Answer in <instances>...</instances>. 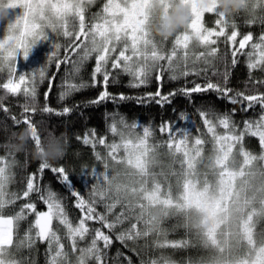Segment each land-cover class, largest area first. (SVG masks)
<instances>
[{"label":"trees","instance_id":"obj_1","mask_svg":"<svg viewBox=\"0 0 264 264\" xmlns=\"http://www.w3.org/2000/svg\"><path fill=\"white\" fill-rule=\"evenodd\" d=\"M130 3L16 8L23 38L0 47V264H261L264 0L147 5L134 44L106 26Z\"/></svg>","mask_w":264,"mask_h":264},{"label":"rangeland","instance_id":"obj_2","mask_svg":"<svg viewBox=\"0 0 264 264\" xmlns=\"http://www.w3.org/2000/svg\"><path fill=\"white\" fill-rule=\"evenodd\" d=\"M131 3L128 4V9L123 12L122 19H117L118 23H112L108 26L112 27V31L110 33L116 34V35H123L127 34L129 40L134 44L136 43L139 38L141 37L138 32L143 26V20L142 18H139V16L142 14L143 10L147 5L151 6V4H161L166 2H171L172 0H130ZM197 5L198 3L201 4L203 0H196ZM216 0H214L215 2ZM23 4V0H0V47H2V43L4 39L8 38V35L10 37L11 42L9 43L12 48L13 41L16 40L17 37V27H19V37L20 39L23 38L24 34V26L26 23V20L24 19L22 22V15L17 14L16 8L21 6ZM31 6H29L30 8ZM148 7V6H147ZM25 11H27V7ZM147 9V8H146ZM22 13V10L21 12ZM118 15H121V12H119ZM195 16L197 14H194ZM10 23L11 29L8 30L7 25ZM100 27L97 30V34L100 36L103 33L104 26L103 24L99 25ZM105 26V27H106ZM8 30V32L6 31ZM108 31V30H107ZM107 31L103 34H106ZM224 209V211H226ZM53 212L51 209L40 212L37 214L36 222L39 227V231L41 236L45 237L50 233L51 230V224L53 220ZM227 216V215H226ZM12 221L10 219L6 218H0V249L4 245H6L11 239V227ZM259 261V260H258ZM258 261H256L258 263ZM261 264H264V260Z\"/></svg>","mask_w":264,"mask_h":264}]
</instances>
